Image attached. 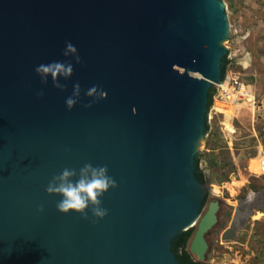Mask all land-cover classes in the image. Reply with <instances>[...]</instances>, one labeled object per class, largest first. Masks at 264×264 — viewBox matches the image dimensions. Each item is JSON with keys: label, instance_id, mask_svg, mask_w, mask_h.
Returning <instances> with one entry per match:
<instances>
[{"label": "water", "instance_id": "1", "mask_svg": "<svg viewBox=\"0 0 264 264\" xmlns=\"http://www.w3.org/2000/svg\"><path fill=\"white\" fill-rule=\"evenodd\" d=\"M227 37L221 0H0V264H178L171 243L189 230L204 261L219 207L202 215L195 158ZM53 61L73 64L64 91L35 73ZM92 86L106 96L88 98ZM85 163L116 182L102 220L60 213L45 191Z\"/></svg>", "mask_w": 264, "mask_h": 264}, {"label": "rangeland", "instance_id": "2", "mask_svg": "<svg viewBox=\"0 0 264 264\" xmlns=\"http://www.w3.org/2000/svg\"><path fill=\"white\" fill-rule=\"evenodd\" d=\"M221 1L228 22L225 56L229 64L225 73L239 75L254 92L257 105L253 117L245 104L217 105L224 108L211 119L207 111L208 136L201 139L197 149L202 155L199 169L207 180L202 188L208 195L202 215L211 201H216L219 208L217 223L205 236L208 249L200 263L264 264V176L251 174L256 170L257 159L264 155V0ZM213 184L221 195H212ZM248 198L251 203L244 204ZM246 207L251 208L252 214L239 222L235 239L221 241L236 210Z\"/></svg>", "mask_w": 264, "mask_h": 264}, {"label": "clouds", "instance_id": "3", "mask_svg": "<svg viewBox=\"0 0 264 264\" xmlns=\"http://www.w3.org/2000/svg\"><path fill=\"white\" fill-rule=\"evenodd\" d=\"M65 58L72 57L77 64L81 63L77 48L71 43L66 42L63 51ZM74 72L71 61H53L50 63H41L35 68L36 75L40 78L42 84H47L49 77L57 89L65 90V85L60 83V79L68 80ZM81 94L79 83L73 85L71 96L66 99V106L71 110L78 102ZM42 96L43 92L38 93ZM85 95L95 101L102 100L106 93L98 86L89 88ZM91 107V104L86 105ZM116 188V182L108 175L106 165L93 166L92 163H85L79 170L73 168H64L59 174L54 175L48 182L45 191L48 196H56L58 200L56 207L62 214L78 213L87 219L88 211H91L93 217L102 220L108 214L107 209L102 207V197L110 189ZM43 212L41 206L38 209Z\"/></svg>", "mask_w": 264, "mask_h": 264}, {"label": "built area", "instance_id": "4", "mask_svg": "<svg viewBox=\"0 0 264 264\" xmlns=\"http://www.w3.org/2000/svg\"><path fill=\"white\" fill-rule=\"evenodd\" d=\"M215 89V95L213 97L212 106L209 109L210 118L212 116L221 113V109L224 107H233L237 104H245L251 112V117L254 116L255 108L257 105L256 96L249 86L245 85L239 75L228 72L225 73L221 79V82L213 87ZM217 105L224 106L218 107ZM233 129L232 126H229ZM228 128V127H227ZM227 128L226 131L231 135ZM208 133L205 134V137ZM254 176H264V155L257 159V165L255 172H252ZM211 187V193L214 196L221 195L220 189L216 184Z\"/></svg>", "mask_w": 264, "mask_h": 264}, {"label": "trees", "instance_id": "5", "mask_svg": "<svg viewBox=\"0 0 264 264\" xmlns=\"http://www.w3.org/2000/svg\"><path fill=\"white\" fill-rule=\"evenodd\" d=\"M228 64H229V61L227 60L225 56L222 59L221 66H220L222 77L224 76L226 72ZM214 95H215V89L214 88L209 89L208 97H207V111L212 106ZM208 130H209L208 126L206 125L205 134L208 133ZM201 157L202 155H198L195 158V177L197 181L199 182V184L203 187V186H206L207 180H206V176L203 173V171L199 169V163H200ZM207 199H208V195L206 194L203 197V205L206 203ZM193 232H194L193 230H189L187 232L181 233L171 243V252L175 256V259L177 260L178 264H202L198 261H194L193 257L195 256L191 255L189 251L187 250L188 243L193 236Z\"/></svg>", "mask_w": 264, "mask_h": 264}, {"label": "flooded vegetation", "instance_id": "6", "mask_svg": "<svg viewBox=\"0 0 264 264\" xmlns=\"http://www.w3.org/2000/svg\"><path fill=\"white\" fill-rule=\"evenodd\" d=\"M198 156V155H197ZM204 187V186H203ZM203 196H204V192H203ZM206 204V203H205ZM204 204V205H205ZM203 205V206H204ZM247 213H248V210L247 209H245V208H238L237 210H236V212H235V214H236V216L238 215V217H240V219H239V222H243L245 219H246V217H247Z\"/></svg>", "mask_w": 264, "mask_h": 264}, {"label": "bare ground", "instance_id": "7", "mask_svg": "<svg viewBox=\"0 0 264 264\" xmlns=\"http://www.w3.org/2000/svg\"><path fill=\"white\" fill-rule=\"evenodd\" d=\"M245 61H248V59H245ZM248 63V62H247ZM197 225V224H196ZM196 225H195V227H196Z\"/></svg>", "mask_w": 264, "mask_h": 264}]
</instances>
